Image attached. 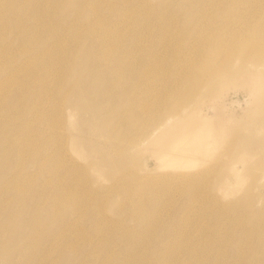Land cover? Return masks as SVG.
<instances>
[{"label":"rangeland","instance_id":"374dc122","mask_svg":"<svg viewBox=\"0 0 264 264\" xmlns=\"http://www.w3.org/2000/svg\"><path fill=\"white\" fill-rule=\"evenodd\" d=\"M25 29L112 40L108 62L132 68L120 72L118 101L105 102L110 115L80 110L90 75L70 55L100 46L82 36L58 49L51 77L43 64L27 73ZM260 97L264 0H0V224L12 222L16 251L28 235L15 230L39 229L33 245L43 246L22 264H264ZM217 112L200 132L209 153L168 163L156 153L165 134ZM73 161L86 169L72 171ZM64 222L65 249L47 248Z\"/></svg>","mask_w":264,"mask_h":264},{"label":"bare ground","instance_id":"6f19581e","mask_svg":"<svg viewBox=\"0 0 264 264\" xmlns=\"http://www.w3.org/2000/svg\"><path fill=\"white\" fill-rule=\"evenodd\" d=\"M55 3L58 5V0H55ZM74 8V6L67 7L66 12H70ZM77 36L79 37V40L75 43H71V38ZM82 36H87L89 39H92L96 44L100 46V50L93 49L92 53L89 55L80 56V51L76 47H72V50L70 51V55H75L77 57V62L80 59V66H81V73H86V77H88V74L90 75V78L84 79L83 82L79 84V87L84 89L85 95H86V101L85 103L79 104L80 110L85 112H92L93 116L96 117L95 119H98L101 114H107L110 115V112L113 111V106L111 104L107 105L105 102L111 98L115 99L113 102H117L119 97V91L118 88L120 86L125 85V82L123 79V73L120 74V72L124 68L131 69L132 65L128 62H125L121 65H113L108 62V57H110L112 54L115 53V49L113 45H111L112 40L109 38L101 37L100 35L96 33H79L77 34L76 31L73 32V35H69V32L65 31H58L55 29H44L41 33H33L29 32L27 33V30H24L23 35H21V39L19 38V42L21 40L22 45L25 43L28 45V47L31 48V51L25 55L27 57V61H30L32 59L31 63L27 66H23L21 70L24 72L29 73L33 67H36L38 64H43V68L47 70L48 74H50V77L52 76L54 70L51 69L52 67L55 68L61 63L62 54L59 53L58 49L63 50L67 43L72 45H77L80 43V39ZM68 40V41H67ZM12 46V45H8ZM57 47V48H56ZM56 48V49H55ZM53 62H52V61ZM110 68V69H109ZM109 69V70H108ZM106 75L107 81L102 82L98 79H95L96 75L98 74ZM112 75V77L108 78L107 75ZM122 82V83H121ZM145 83V82H144ZM76 86V85H75ZM137 88V87H136ZM77 89V88H76ZM136 90V89H135ZM134 90V91H135ZM95 92V95H97V98H93L91 100L92 96L89 94L90 92ZM261 94V91H259ZM258 94V92H257ZM136 96V97H135ZM138 99L136 92H134V96L132 99H128V102H124V108L129 109V103L130 101H136ZM247 99H245L246 102ZM263 100L260 99L256 101V106L260 107L263 103ZM125 101V100H123ZM49 102V101H47ZM121 102V101H120ZM123 103V102H122ZM248 104V100L246 102ZM238 105H240L238 103ZM58 106V105H57ZM59 109L57 114H55L56 119L55 123L56 125H59L58 127L61 128L60 123L61 121L64 122V115H63V103H60ZM108 106H111L108 108ZM58 108V107H56ZM112 108V109H111ZM92 109V110H91ZM119 109V107H118ZM214 111V110H213ZM215 111H217L215 109ZM73 115H71L72 117ZM99 116V117H98ZM212 116V115H211ZM220 116L218 112L216 115L214 114L213 117H204L203 120L206 121L204 123L200 124H187L183 128V132L176 138L171 139V135L165 134V136L161 139V142L159 143L156 153L159 155V157L168 163L170 160H178L181 157H188L191 153H209L210 147L209 145L205 144V139L203 134H201V130L208 127L210 125V122L214 119H217ZM94 119V120H95ZM58 132V134L62 133L59 129L55 130ZM56 132V133H57ZM28 139V137H26ZM147 138H143L139 140V144H145L147 142ZM163 140H167L166 142H162ZM66 144L68 141H65ZM137 142L134 143L136 145ZM62 144V143H61ZM240 145V144H239ZM70 166V165H68ZM236 167V165H233ZM232 166V170L234 173H236L238 170ZM69 168V167H68ZM72 171L82 170L86 169L84 166H79L77 162L72 163L71 165ZM70 170V171H71ZM251 196V191L248 193V197ZM247 197V198H248ZM1 209L7 208V205L4 207H0ZM13 218H15L16 213H12ZM2 216V215H1ZM25 218V217H24ZM64 222L61 223L64 225V227H61L57 229L54 228L53 233H50V238L47 239L46 242L48 245L47 248H53L57 250H64L65 248L61 246L58 241L61 239H68L71 237L70 229L72 227V223ZM68 225V226H66ZM13 224L10 221H2L0 224V264H22L31 253L36 254L43 246L41 244L39 245H33V241L36 240V237L40 234L39 229H22L20 232L13 231L15 235L26 233L28 236L25 239L26 242V250H15L14 243L16 238H9L6 235V233H11L13 229ZM52 232V231H51ZM59 235V236H58ZM46 235L44 236L45 240ZM53 239V240H52ZM20 254V255H19ZM32 262L31 259L27 261V264H30ZM140 264V263H139Z\"/></svg>","mask_w":264,"mask_h":264}]
</instances>
